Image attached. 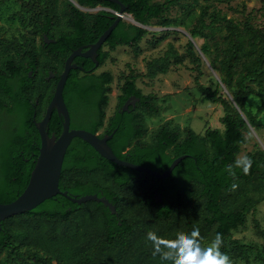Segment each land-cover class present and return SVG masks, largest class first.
Returning <instances> with one entry per match:
<instances>
[{"label":"trees","instance_id":"trees-1","mask_svg":"<svg viewBox=\"0 0 264 264\" xmlns=\"http://www.w3.org/2000/svg\"><path fill=\"white\" fill-rule=\"evenodd\" d=\"M76 1L111 10L86 11L72 0H19L29 14L30 18L22 16V24L30 33L22 38L0 34V202L15 200L29 183L40 154L37 122L45 116L68 56L95 43L122 7L112 0ZM122 1L127 5L124 14L144 25L182 26L194 39H205L201 51L233 98L221 93L224 86L218 82L216 89L204 87L203 100L212 99L224 107L225 128L202 133L190 126L182 129L169 119L148 134L146 117L159 115L162 106L156 94L143 91L134 73L126 76L117 109L107 118L115 75L97 69L119 45L139 53L144 38L153 33L122 18L98 50L99 65L92 58L74 59L79 67L71 70L64 89L72 127L94 133L103 130L101 137L113 134L108 142L116 155L159 172L177 157L187 156L168 177L148 172L141 176L140 171L109 160L75 137L67 149L60 188L71 195L106 196L116 212L99 200L77 203L58 193L32 210L3 220L0 264H171L153 255L147 233L174 239L178 232L191 233L195 228L202 247L221 233V251L230 257L259 251L258 244L245 243L233 234L264 199V147L256 143L247 154L253 161L250 174L235 168L231 176L226 168L234 167L240 158L249 126L259 133L264 129V17L261 24L253 19L241 23L223 15L217 0ZM177 6L181 14L172 16ZM171 28L155 31L156 41L178 32ZM45 34L55 41L46 42ZM174 54L178 56L171 48L151 59L146 75L154 78L167 72ZM186 55L198 66L205 61L191 39ZM51 72L55 76L50 77ZM131 96L140 100L124 109ZM48 126L50 135H61L63 117L56 108ZM233 183L238 184L235 191ZM157 193L162 194L161 201Z\"/></svg>","mask_w":264,"mask_h":264},{"label":"rangeland","instance_id":"rangeland-1","mask_svg":"<svg viewBox=\"0 0 264 264\" xmlns=\"http://www.w3.org/2000/svg\"><path fill=\"white\" fill-rule=\"evenodd\" d=\"M26 1L34 3L37 0ZM216 4L223 15L234 17L241 23L246 19H253L256 24L263 23L264 0H217ZM170 14L175 16L181 14V11L177 6L172 9ZM23 15L29 17L26 8L21 5L19 0H4L0 9V34L22 38L30 33V30L22 24ZM130 16L125 14V19L132 21ZM154 27L161 26L154 25ZM160 30L162 29H151L153 33H149L144 38L141 43L142 50L139 53H136L130 46L119 45L111 53V57L106 63L97 69V72L110 70L115 75L107 110L114 108L117 103L120 87L126 76L134 73L139 75L138 85L143 91L156 94L162 106L159 115L146 117L149 126L148 134L169 119H173L174 124H180L182 129L190 126L202 133L208 128L224 129L225 124L221 120L225 113L224 107L212 99L203 100L206 95L204 87L216 89L218 82H221L217 76V74L219 75L218 71L211 68L199 49L205 39H194L185 27L178 26L177 29L171 28L172 31L177 30L178 32H171L167 39L157 42L155 31L161 32ZM160 35L157 34V36ZM190 39L195 43L205 60L200 66L193 63L190 56L186 55L187 43ZM104 48L109 49V46ZM171 48L178 56L172 55L169 70L159 73L154 78L147 76L148 62L153 58L164 56ZM220 91L221 93L227 92L224 87ZM256 132L257 134L250 127V131L247 132L248 142L243 146L239 157L253 151L256 148V143L264 147V129L261 133ZM233 235L234 238L245 243H254L259 246V251L249 252L244 256L237 253L231 256L234 264H264V199L248 215L245 225L241 226L239 230H235ZM210 243L211 241H208L203 247L209 246Z\"/></svg>","mask_w":264,"mask_h":264},{"label":"water","instance_id":"water-1","mask_svg":"<svg viewBox=\"0 0 264 264\" xmlns=\"http://www.w3.org/2000/svg\"><path fill=\"white\" fill-rule=\"evenodd\" d=\"M75 2L77 6L86 11H93L99 9L111 10L106 6H97V7H88L79 4L76 0H72ZM121 4V10L118 12V17L115 22L99 37V39L90 44L86 50L81 46L78 49H75L67 58L65 63L64 71L62 72L60 79L57 82L56 90L53 95V98L48 106L45 117L37 122V126L39 128L41 134V145H40V154L37 159V163L35 168L32 171L29 183L22 194L18 196L15 200L3 203L0 202V229H2V222L6 218L13 216L15 214L23 213L28 210H32L39 206L42 202L55 196L58 193H62L65 196H68L71 200L77 203H83L89 200H99L104 202L107 206L111 208V210L115 213L116 206L110 199L106 196H99L98 194H85V195H71L68 191L62 190L60 188V180L63 172V165L65 156L67 153V149L71 144L72 140L75 137H81L87 142H89L100 154L109 160L123 166H127L133 169H136L141 172V176L148 172L154 175L157 178H165L172 174L174 168L180 163V161L187 156V154H183L177 157L169 168L164 172H159L155 169H152L148 166L134 163L132 161L122 159L114 152L113 148L109 145V139L113 137V134H106L103 137L99 135V133H94L85 128H72V119L71 112L68 107V104L64 97V89L69 77V74L73 68L79 67L77 63L74 62V59L77 56H85L92 58L97 65H99L98 50L101 46L107 41L108 37L111 35L113 30L118 26L120 20L125 17L124 12L127 9V5L123 3L122 0H112ZM130 19L141 26L150 28V29H168L171 27H154L149 25H144L137 21L132 15ZM177 29V27H175ZM190 34V33H189ZM192 37V35L190 34ZM193 38V37H192ZM46 42L55 41L53 38H49L47 34H45ZM200 51L201 48L199 47ZM202 52V51H201ZM204 58L211 65L208 58L202 53ZM55 76L54 72H51L50 77ZM219 80L221 81L220 76L217 74ZM222 82V81H221ZM223 84V82H222ZM225 90L229 93L228 88L223 84ZM230 94V93H229ZM231 98L232 95L230 94ZM129 102L124 105V109H128ZM57 109L59 114L63 117V131L60 136L55 134L50 135L49 133V121L51 119L52 113L54 109ZM244 115V112L241 111ZM245 116V115H244ZM251 128L256 130L252 125ZM157 200H162V194L157 193Z\"/></svg>","mask_w":264,"mask_h":264},{"label":"clouds","instance_id":"clouds-1","mask_svg":"<svg viewBox=\"0 0 264 264\" xmlns=\"http://www.w3.org/2000/svg\"><path fill=\"white\" fill-rule=\"evenodd\" d=\"M252 163L251 157L244 155L234 162V167L227 166L226 171L235 176V168H240L244 175H248ZM237 188L238 184L231 185L232 191ZM146 238L151 242L153 255H159L162 260L170 261L171 264H234L230 256L221 251L224 243L221 233H217L207 247L201 246L198 228L193 229L191 233L178 232L174 239H166L154 231H149Z\"/></svg>","mask_w":264,"mask_h":264},{"label":"flooded vegetation","instance_id":"flooded-vegetation-1","mask_svg":"<svg viewBox=\"0 0 264 264\" xmlns=\"http://www.w3.org/2000/svg\"><path fill=\"white\" fill-rule=\"evenodd\" d=\"M87 48H84V50H86ZM85 57V56H83ZM86 58H90V57H86ZM62 74V73H61ZM60 79V78H59ZM56 90V88H55ZM55 93V92H54ZM66 100V99H65ZM140 100V98L136 97V96H131L127 102H129V105H133V106H136L137 102ZM51 102V101H50ZM126 102V103H127ZM117 103H118V98H117ZM117 103L115 104L114 108H112L111 110H107V118H109L110 116H112L115 112V110L117 109ZM50 104V103H49ZM48 104V106H49ZM48 106L46 108V112H47V109H48ZM46 115V113H45ZM45 117V116H44ZM71 119H72V116H71ZM72 128H75V127H72ZM103 130H100L98 133H101Z\"/></svg>","mask_w":264,"mask_h":264},{"label":"bare ground","instance_id":"bare-ground-1","mask_svg":"<svg viewBox=\"0 0 264 264\" xmlns=\"http://www.w3.org/2000/svg\"><path fill=\"white\" fill-rule=\"evenodd\" d=\"M118 13V12H117ZM151 30V29H150ZM154 30V29H153Z\"/></svg>","mask_w":264,"mask_h":264}]
</instances>
